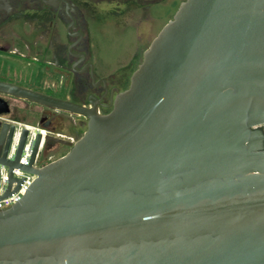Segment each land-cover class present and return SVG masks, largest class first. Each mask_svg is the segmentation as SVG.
<instances>
[{
	"label": "water",
	"instance_id": "water-1",
	"mask_svg": "<svg viewBox=\"0 0 264 264\" xmlns=\"http://www.w3.org/2000/svg\"><path fill=\"white\" fill-rule=\"evenodd\" d=\"M0 93L87 119L75 141L23 122L22 164L30 129L9 157L21 121L0 95L4 196L14 168L36 174L0 209V264H264V0H184L107 112ZM51 144L69 151L36 166Z\"/></svg>",
	"mask_w": 264,
	"mask_h": 264
},
{
	"label": "flooded vegetation",
	"instance_id": "flooded-vegetation-1",
	"mask_svg": "<svg viewBox=\"0 0 264 264\" xmlns=\"http://www.w3.org/2000/svg\"><path fill=\"white\" fill-rule=\"evenodd\" d=\"M184 0H0V80L28 87L76 102L92 105L99 99L101 112L111 109L112 98L129 85V77L115 75L111 79L95 72L98 58L96 36L106 22L134 30V24L117 21L124 15L140 11L142 18H151L152 27L161 14H171L162 27L174 16ZM161 27V28H162ZM160 28V30H161ZM159 30V31H160ZM158 31V32H159ZM138 47L142 43L137 40ZM139 52L131 59L138 61ZM93 69V73H92ZM95 76V78L93 77ZM59 78H62L58 84ZM61 93L53 94V91ZM10 105L6 115L29 108L21 102L39 106L36 123L42 122L61 136L58 129L70 123V131L77 135L84 121L69 118L68 112L56 111L25 99L0 93ZM71 115V114H70ZM67 116L68 118H66ZM74 141L73 137L67 136ZM43 158L53 159L64 149L51 144Z\"/></svg>",
	"mask_w": 264,
	"mask_h": 264
},
{
	"label": "rangeland",
	"instance_id": "rangeland-1",
	"mask_svg": "<svg viewBox=\"0 0 264 264\" xmlns=\"http://www.w3.org/2000/svg\"><path fill=\"white\" fill-rule=\"evenodd\" d=\"M171 14H161L162 16H160L159 21L154 24V26L156 25L155 29L151 28L153 26V20H151V18H142L143 15L140 11L117 18V21L134 24L137 27L134 30H125L122 28L123 26L121 27L112 22H106L102 26L100 33L96 36L95 47L98 51V58L94 64L95 72L102 77H108L109 79L115 75L123 74L129 77L133 70L142 61L144 50L150 45L151 41L158 34V31ZM137 40L142 43L141 47H138ZM137 51L139 52L138 61H133L131 57ZM61 80L62 78H59L58 84L61 83ZM59 90L60 89H58L57 92L53 91V94L60 93ZM20 111L26 113L25 115H29L33 120V124L36 123L38 115L35 110L33 111L30 108L29 110L24 109ZM72 115L73 120L76 122L81 120L84 121L78 134L74 135V133L70 131L71 125L67 122L64 123L67 124L66 126L58 129V132L62 133L64 138H67V136L73 137L75 141L87 128V119L80 115L69 114L70 119ZM65 117L68 118L67 116ZM68 151L69 147L64 146V149L60 150L54 158H57ZM46 155L48 154H45L43 157H46Z\"/></svg>",
	"mask_w": 264,
	"mask_h": 264
},
{
	"label": "built area",
	"instance_id": "built-area-1",
	"mask_svg": "<svg viewBox=\"0 0 264 264\" xmlns=\"http://www.w3.org/2000/svg\"><path fill=\"white\" fill-rule=\"evenodd\" d=\"M28 127L30 129V132L28 134V137L26 139V143L23 147V151L21 154L20 162L22 164H28L30 161L31 154L33 152V146H34V140L36 133L34 132L33 129H36L35 127H32L30 125L24 124L23 122L19 123L15 136L11 145V149L9 151V157H13L15 151H16V146L18 144L19 136L21 134L22 128L23 127ZM38 130L43 134V137L48 134L49 130L45 127H37ZM33 130V131H32ZM44 160L37 159L35 165L36 166H42L44 164ZM9 167L7 165H1L0 167V209H5L8 207H11L12 205L16 204L19 202L26 192L28 191L29 187L31 184L34 182L36 178V174L25 171L21 168H14L13 169V175L16 178V180L12 184V193L8 196H4L6 193L8 186H9ZM21 179V182L18 183V180ZM18 187V189H16ZM4 196V197H3Z\"/></svg>",
	"mask_w": 264,
	"mask_h": 264
},
{
	"label": "crops",
	"instance_id": "crops-1",
	"mask_svg": "<svg viewBox=\"0 0 264 264\" xmlns=\"http://www.w3.org/2000/svg\"><path fill=\"white\" fill-rule=\"evenodd\" d=\"M19 106H25V107H27V108H31V110H36V109H39V106H37V105H35V104H32V103H30V104H27L26 102H22V103H20L19 104ZM26 109V108H25ZM26 113H23V112H21L20 110H18V111H15V113H14V116H12L14 119H16V120H19V121H21V122H25V123H31V124H33L32 122H33V120H32V118L29 116V115H25Z\"/></svg>",
	"mask_w": 264,
	"mask_h": 264
}]
</instances>
